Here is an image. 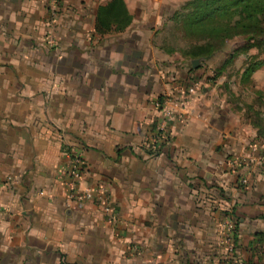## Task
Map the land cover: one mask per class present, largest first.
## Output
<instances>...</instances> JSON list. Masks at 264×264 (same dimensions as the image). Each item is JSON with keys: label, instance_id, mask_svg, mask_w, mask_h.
Segmentation results:
<instances>
[{"label": "crops", "instance_id": "1", "mask_svg": "<svg viewBox=\"0 0 264 264\" xmlns=\"http://www.w3.org/2000/svg\"><path fill=\"white\" fill-rule=\"evenodd\" d=\"M109 1L0 0V264H217L223 216L238 243L264 232L262 114L236 111L201 60L144 44L171 0H124L132 24L100 33ZM72 151L96 190L80 210L65 202Z\"/></svg>", "mask_w": 264, "mask_h": 264}, {"label": "rangeland", "instance_id": "2", "mask_svg": "<svg viewBox=\"0 0 264 264\" xmlns=\"http://www.w3.org/2000/svg\"><path fill=\"white\" fill-rule=\"evenodd\" d=\"M56 1V3L59 2V0ZM187 1L171 0L170 3L166 4L168 5V12L164 18L147 20L144 24L145 27L142 24L139 25L148 28V32L142 37L144 44L148 43V45L156 46L159 49V53L173 54L175 59L187 61L189 64L193 59L186 53L189 50L195 49V46L198 44L201 45L202 42H196L190 37L184 36L185 30L182 29L180 24L170 19L171 17H175L174 13H177ZM259 38H261L258 39L260 41L251 40L247 42L244 36L237 35L229 40L211 58L200 60L203 63L201 67L204 68L202 70L203 75L207 74V78L216 80L217 92L236 111H241V114L246 117L259 112L264 118V36ZM48 40V45L55 46L57 44L54 36L49 37ZM254 42L258 45H250L254 44ZM158 52L157 55L159 54ZM257 62L262 65L247 78L244 75L245 70ZM33 72L34 66L10 69V73L16 75H31ZM25 86L27 87L29 84L25 83ZM228 219L229 217L223 216L219 223V245L217 244V248L220 249L218 251L220 257L216 259L217 264H220L221 260L228 262L232 258L239 260L241 256L244 259V249L247 248L246 250H248L252 246L254 251L252 254H249V257L251 256L250 258L257 264H264V244H257L255 242L249 244L245 241L247 239L242 240V242L239 241V243L237 240L235 241L232 232L233 228L234 232L236 228L238 229V223H236V219L231 220L232 232L230 233L224 227ZM236 232L238 234V230ZM231 248L233 249L231 250Z\"/></svg>", "mask_w": 264, "mask_h": 264}, {"label": "trees", "instance_id": "3", "mask_svg": "<svg viewBox=\"0 0 264 264\" xmlns=\"http://www.w3.org/2000/svg\"><path fill=\"white\" fill-rule=\"evenodd\" d=\"M174 15L175 17L170 19L180 24L185 30L184 36L186 35L196 42H202L201 45L198 44L195 49L186 53L193 60L211 58L237 35L244 36L247 42L260 41L259 37L264 36V0H188ZM132 22L133 16L124 0H111L98 6L96 29L100 33L113 30L122 31ZM250 45L258 44L254 42ZM261 65L257 62L255 65L249 66L244 75L247 78L250 77ZM258 124H261L260 121ZM236 231L234 237L235 241H238ZM255 242L260 244L264 242V232L255 235ZM220 264L257 263L253 259L240 262L232 258L230 262L221 261Z\"/></svg>", "mask_w": 264, "mask_h": 264}, {"label": "built area", "instance_id": "4", "mask_svg": "<svg viewBox=\"0 0 264 264\" xmlns=\"http://www.w3.org/2000/svg\"><path fill=\"white\" fill-rule=\"evenodd\" d=\"M195 90L196 86L190 87L184 95L183 100H187L188 95H192ZM157 107L161 109L162 116L166 121L170 120L175 114V109L170 104L169 99H164L161 102H157ZM164 129L165 127L151 136L149 142H151L153 148H156L157 144L163 140L164 132L166 133ZM238 163L239 161L236 159L231 161L232 166L238 165ZM84 164L85 163L82 154L77 151H72L67 153V162L62 168V173L66 177V205L78 210L83 209L87 202L93 200L96 197V190L94 188L81 187ZM109 210L110 207L105 208V211ZM231 220L232 219L229 218L224 224V227L230 233L232 232ZM232 233L234 235V228ZM232 249L233 248H231V250Z\"/></svg>", "mask_w": 264, "mask_h": 264}, {"label": "water", "instance_id": "5", "mask_svg": "<svg viewBox=\"0 0 264 264\" xmlns=\"http://www.w3.org/2000/svg\"><path fill=\"white\" fill-rule=\"evenodd\" d=\"M199 61H200V59H194L193 60V66L196 68L198 65H199Z\"/></svg>", "mask_w": 264, "mask_h": 264}]
</instances>
